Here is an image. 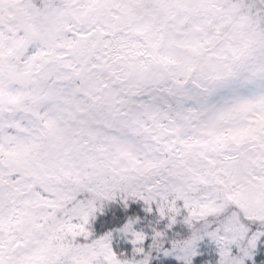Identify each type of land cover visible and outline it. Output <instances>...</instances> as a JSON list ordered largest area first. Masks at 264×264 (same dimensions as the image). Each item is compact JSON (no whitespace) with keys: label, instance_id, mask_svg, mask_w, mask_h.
<instances>
[{"label":"snow or ice","instance_id":"6c2138e0","mask_svg":"<svg viewBox=\"0 0 264 264\" xmlns=\"http://www.w3.org/2000/svg\"><path fill=\"white\" fill-rule=\"evenodd\" d=\"M0 264H264V0H0Z\"/></svg>","mask_w":264,"mask_h":264}]
</instances>
